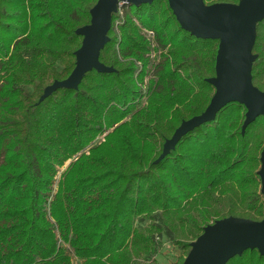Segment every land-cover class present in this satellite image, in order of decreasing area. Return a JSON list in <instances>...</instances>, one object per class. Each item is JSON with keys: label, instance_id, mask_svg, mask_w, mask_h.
Here are the masks:
<instances>
[{"label": "trees", "instance_id": "trees-1", "mask_svg": "<svg viewBox=\"0 0 264 264\" xmlns=\"http://www.w3.org/2000/svg\"><path fill=\"white\" fill-rule=\"evenodd\" d=\"M96 1L0 0V264H161L165 244L182 264L205 225L264 218V116L242 132L244 105L229 102L158 160L213 97L219 44L182 29L167 0L118 4L98 55L113 70L43 96L72 72ZM255 36L251 80L264 90V19Z\"/></svg>", "mask_w": 264, "mask_h": 264}, {"label": "water", "instance_id": "water-1", "mask_svg": "<svg viewBox=\"0 0 264 264\" xmlns=\"http://www.w3.org/2000/svg\"><path fill=\"white\" fill-rule=\"evenodd\" d=\"M182 29L198 38H218L215 58V75L207 81L215 87L213 97L200 115L185 119L166 139L159 158L165 156L179 139L200 124L214 120L220 108L229 102H238L247 109L242 132L259 115L264 116V90L256 88L251 80V62L255 55V29L264 19V0H240L234 3L204 4L203 0H167ZM122 2L139 6L153 0H97L90 9V23L81 26L76 33L82 35V45L75 51L76 62L72 72L64 80H54L44 95L57 88H77L83 75L91 69L111 72L99 60L100 49L108 42L112 13ZM157 160V161H158ZM261 192L264 196V147L261 150ZM247 249H257L264 255V218L230 216L217 219L204 226L203 232L193 241L182 264H225L235 255Z\"/></svg>", "mask_w": 264, "mask_h": 264}, {"label": "rangeland", "instance_id": "rangeland-1", "mask_svg": "<svg viewBox=\"0 0 264 264\" xmlns=\"http://www.w3.org/2000/svg\"><path fill=\"white\" fill-rule=\"evenodd\" d=\"M121 4H123V3H121ZM69 163H70V161L66 162L65 166L68 165ZM168 245L169 244H165L161 248L160 255L156 256L158 262L161 264H171L175 260V255H176L177 251H175L173 246H170V245L168 246Z\"/></svg>", "mask_w": 264, "mask_h": 264}, {"label": "built area", "instance_id": "built-area-1", "mask_svg": "<svg viewBox=\"0 0 264 264\" xmlns=\"http://www.w3.org/2000/svg\"><path fill=\"white\" fill-rule=\"evenodd\" d=\"M121 3H122V2H120L119 5H122Z\"/></svg>", "mask_w": 264, "mask_h": 264}]
</instances>
